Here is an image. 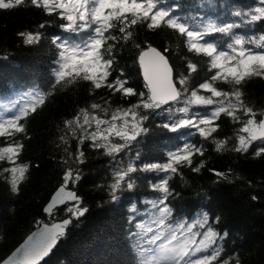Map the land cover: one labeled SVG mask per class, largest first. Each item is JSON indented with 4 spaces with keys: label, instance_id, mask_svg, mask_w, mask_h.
Listing matches in <instances>:
<instances>
[{
    "label": "trees",
    "instance_id": "trees-1",
    "mask_svg": "<svg viewBox=\"0 0 264 264\" xmlns=\"http://www.w3.org/2000/svg\"><path fill=\"white\" fill-rule=\"evenodd\" d=\"M212 2L215 8L207 7L206 0H163L160 6L170 7L178 3L179 15L197 19L220 16L223 20L235 19L231 16L232 6L244 10L259 6L258 0ZM221 4L225 7L221 8ZM58 23L41 9L30 5L0 11V114L10 116L6 109L17 102L24 103L29 93H50L45 96L43 105L21 121L26 126L24 133L0 138V146L16 141L23 145L14 165L7 160L0 161V262L39 224L70 219L65 235L58 239L49 256L40 264H138L142 251L140 237L147 240L152 235L147 229L155 230L156 227L152 215L154 210L147 201L158 198L160 193L152 190V184L165 174L151 171L132 173L134 189L129 191L123 185L117 193L119 199L114 202L109 193V185L114 182L113 173L117 168H126L130 161L137 168L148 163H165L169 150L190 142L204 149L203 155L193 156L192 167L201 163L203 167L199 172H193L188 166L179 167L177 174L169 179L173 194L169 196L168 203L174 210L170 221L195 223L207 213L209 225L204 229L197 225L195 230L203 234L210 226L218 234L212 247L220 246L222 253L213 264H221L225 259L229 264H237V260L239 264H264V156H255L261 142L253 141L246 153L236 152L234 149L239 145L237 133L242 124L222 114L216 121V132L208 140L198 133L191 135L195 129L170 132L158 127L167 121L165 115L146 121L148 133L139 137V143H134L130 150L115 158L105 154L103 149L92 148L90 140L79 144V131L73 137L72 132L65 128L66 120L74 119L82 108L103 116L99 110L91 109L93 103L108 108L110 117L112 110L129 107L137 97L112 95L105 88L90 94L91 85L84 81L53 88L57 49L51 40L57 35H66ZM40 24H46V27L39 28ZM27 31L41 33L40 42L26 45L18 33ZM235 32L246 37L259 35L264 33V21ZM207 39L220 49L227 48V38L219 33ZM182 40L178 33L166 27L148 30L137 26L133 40L117 45L116 72L110 79L122 70L129 86L137 92L146 91L138 64L140 48L136 44L144 50L150 45L166 57L174 76L186 74L189 61L197 63L198 71L192 74L190 81V87H197L210 75L208 64L204 62L208 58L188 52ZM246 47L264 52V49L253 45ZM217 86L224 90L231 87L222 82H217ZM242 90L245 104L257 113H264V78H250ZM192 110L205 113L208 109ZM237 116L241 120L247 119L242 112ZM263 116L258 115L257 120ZM94 130L93 124L89 131ZM220 141H224V146L218 151L216 145ZM78 146L84 153L83 164L75 159ZM137 152L140 153L139 159L136 158ZM12 167L18 169L15 174L5 171ZM21 167L25 169L22 178ZM69 170L74 175L78 170L81 178L65 184L63 175ZM216 172L224 175L218 177ZM13 180L17 182L13 184ZM61 186L74 191L79 203H68L45 216L44 206ZM73 207L87 211L82 217L72 218L68 209ZM136 233L139 236L134 235ZM225 233L226 238L222 239ZM211 251L209 249L206 254H211Z\"/></svg>",
    "mask_w": 264,
    "mask_h": 264
},
{
    "label": "snow or ice",
    "instance_id": "snow-or-ice-1",
    "mask_svg": "<svg viewBox=\"0 0 264 264\" xmlns=\"http://www.w3.org/2000/svg\"><path fill=\"white\" fill-rule=\"evenodd\" d=\"M206 3L209 8L216 7L212 0H206ZM161 4L163 0H0V11L30 5L41 9L44 14L59 22L57 26L66 35L64 37L57 35L51 40L57 49L53 88L57 85L84 81L91 85L90 94L97 89L105 88L112 95L118 93L123 98L137 97V101L129 107H117L112 110L110 117L108 108L93 103L91 109L99 110L103 116L82 108L74 119L66 120L65 128L72 132L73 137L79 131V144L90 140L92 148L103 149L105 154L115 158L118 154L130 150L134 143H139V137L148 133L146 121L165 115L167 121L158 124V127L170 132L185 128L195 129V133H190L191 135L198 133L204 140H208L216 132L218 127L216 121L223 114L242 124L237 133L239 145L234 150L246 153L253 141H260L262 146L255 151V156H264V119L257 120V116L264 113H257L245 104L243 99L245 93L242 90L250 78H264V52L246 47L253 45L254 48L264 49V33L246 37L235 32L236 29L255 26L258 22L264 21V0H258L259 6L247 10L232 6L231 16L235 18L232 20H223L220 16L215 19L182 16L178 14V3L170 7H162ZM220 7L224 8L225 5L221 4ZM137 26L148 30L166 27L178 33L179 37L183 38L182 42L188 52L208 58L204 62L208 64L210 75L197 87H190L192 74L198 71L197 63L189 61L186 74L174 76L168 60L156 48L149 45L147 50H144L136 44V47L140 48L138 63L146 91L137 92L129 86L122 70L119 75L110 79L116 72L117 45L133 40ZM38 27L44 28L46 24H40ZM216 33L227 38L226 49H220L216 43L207 39ZM18 35L26 45L37 44L42 38L39 32L27 31ZM217 82L231 87L229 90L221 89ZM47 94L50 93H29L28 100L24 103L17 102L6 110L11 113L10 116L0 114V138L24 133L26 126L21 121L26 120L37 107L45 103ZM105 103L108 101L105 100ZM193 108L208 110L201 113L193 111ZM238 112H242L247 119L241 120L237 116ZM93 124L95 130L89 131ZM61 139L64 140V137ZM223 146L224 141H220L216 148L219 151ZM22 147L18 141L0 146V161L7 160L14 165ZM77 153L76 161L83 164L84 153L80 151L79 146ZM197 154H204L203 147L185 142L166 153L165 163H148L137 168L130 161L126 168L120 167L114 171V182L109 185L110 197L114 202L119 199L117 193L122 190L123 185H126L129 191L134 189L135 180L132 173L151 171L165 174L158 182L152 184V190L160 193L158 198L147 201L154 210L152 215L156 227L155 230L147 229L152 233L147 240L140 237L139 247L142 251L138 264H213L221 255L220 246L212 247L218 234L210 226L203 234L193 231L197 225L201 229L209 225L207 213L195 223L170 221L174 210L168 203L169 196L173 194L169 187V179L177 174L178 168L182 166L191 167L193 172H199L203 163L192 167L193 156ZM136 158H140L139 152L136 153ZM5 171L15 174L18 169L12 167ZM19 172L22 178L25 169L21 167ZM215 174L218 177L224 175L219 172ZM80 178L78 170L75 175L71 170L63 175L65 184L78 181ZM16 182L12 181L13 184ZM15 190L14 187L13 191ZM66 201L79 203L77 196L72 192H66L65 187L61 186L45 211L50 212L53 207ZM68 211L72 218H79L85 215L87 209L73 207ZM70 223V219H65L50 228L42 229L38 237L35 235L29 237L26 245L17 250V253H22L19 259L10 257L2 264H39L50 253L58 239L65 235ZM134 235L139 236V233ZM200 235L202 238L197 241V236ZM226 235L225 233L221 238H226ZM144 244L147 247H143ZM209 249L212 250L211 254H206ZM221 264H229V260L225 259Z\"/></svg>",
    "mask_w": 264,
    "mask_h": 264
},
{
    "label": "water",
    "instance_id": "water-1",
    "mask_svg": "<svg viewBox=\"0 0 264 264\" xmlns=\"http://www.w3.org/2000/svg\"><path fill=\"white\" fill-rule=\"evenodd\" d=\"M147 50V49H146ZM158 51V50H157ZM161 53V52H160ZM162 54V53H161ZM163 55V54H162ZM164 56V55H163ZM165 57V56H164ZM165 59H166V57H165ZM139 64V63H138ZM170 66V65H169ZM171 67V66H170ZM139 68H140V66H139ZM140 72H141V77H142V79H143V75H142V70H141V68H140ZM143 82H144V80H143ZM145 84V83H144ZM262 119H264V116L262 117ZM66 190V192H72L73 193V195H75L76 196V194H75V192L74 191H72V190H68V189H65ZM58 190H56L53 194H52V196L50 197V199H49V201H48V203L44 206V208H43V213H44V215L45 216H50L51 214H52V212L55 210V209H58V208H60V207H62V206H64V205H66V204H68V203H75L74 201H66L64 204H61V205H58V206H56V207H53L52 209H51V211L50 212H46L45 211V209L48 207V205L50 204V201H51V199H52V197L55 195V193L57 192ZM79 200V199H78ZM64 220H62V221H57V222H55V223H53V224H39L23 241H22V243L5 259V260H7L8 258H10V257H12L13 259H19L20 258V256L22 255V253H17V250L18 249H21L22 248V246H24V245H26V243L28 242V239H29V237H32V236H39V233L41 232V230L42 229H44V228H46V227H48V228H50L52 225H54V224H57V223H61V222H63ZM68 227V226H67ZM57 244V243H56ZM56 246V245H55ZM54 246V247H55ZM54 247L52 248V250L54 249ZM51 250V251H52ZM50 251V252H51ZM50 254V253H49ZM49 254L47 255V256H45L40 262H39V264L44 260V259H46L48 256H49ZM5 260H3V261H5ZM2 261V262H3ZM2 262H0V264H2Z\"/></svg>",
    "mask_w": 264,
    "mask_h": 264
},
{
    "label": "rangeland",
    "instance_id": "rangeland-1",
    "mask_svg": "<svg viewBox=\"0 0 264 264\" xmlns=\"http://www.w3.org/2000/svg\"><path fill=\"white\" fill-rule=\"evenodd\" d=\"M9 108H11V107H8L7 109H9ZM7 109H6V110H7ZM5 112H8V111H5ZM149 227H152V225L149 224ZM195 228H196V227L193 228V231H194V232H197V231L195 230ZM201 238H202V236H197V241H199Z\"/></svg>",
    "mask_w": 264,
    "mask_h": 264
}]
</instances>
